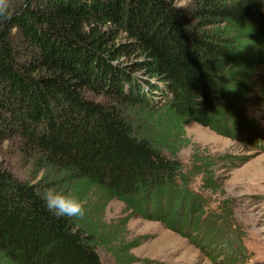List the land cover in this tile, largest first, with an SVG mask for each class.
Segmentation results:
<instances>
[{"label":"trees","instance_id":"1","mask_svg":"<svg viewBox=\"0 0 264 264\" xmlns=\"http://www.w3.org/2000/svg\"><path fill=\"white\" fill-rule=\"evenodd\" d=\"M25 2L0 25V157L16 140L34 175L0 161V264H104L103 248L134 264L142 241L126 247L105 221L114 200L203 232L223 264L249 258L180 153L191 122L229 137L257 129L248 101L264 71V0ZM53 187L85 200V215L49 213L41 194Z\"/></svg>","mask_w":264,"mask_h":264},{"label":"rangeland","instance_id":"2","mask_svg":"<svg viewBox=\"0 0 264 264\" xmlns=\"http://www.w3.org/2000/svg\"><path fill=\"white\" fill-rule=\"evenodd\" d=\"M254 81L256 90L248 106L253 108L249 115L258 119L257 129L249 135L238 131L229 137L191 122L185 128L190 144L180 155L190 173L188 177L194 181L190 185L204 191L219 212L230 216L233 230L241 233L242 245L251 259L249 262L264 264V94H259L264 90V71ZM2 154L0 161L14 168L15 175L23 179L34 175L22 158L16 140L6 143ZM204 178L211 180V189L204 188ZM132 214L124 203L114 200L105 211V221L110 227L122 230L126 247L135 240L142 241L130 250L137 258L134 264H223L219 262L220 255L213 256L215 249L211 241L205 240L203 232L190 235V229L183 233L173 231L158 218ZM124 222H127L125 226ZM100 257L104 264H122L114 253L104 248L100 250Z\"/></svg>","mask_w":264,"mask_h":264},{"label":"clouds","instance_id":"3","mask_svg":"<svg viewBox=\"0 0 264 264\" xmlns=\"http://www.w3.org/2000/svg\"><path fill=\"white\" fill-rule=\"evenodd\" d=\"M27 7L26 2L17 0H0V25L11 22L18 10ZM46 209L57 218H82L86 212V201L76 194L57 188H48L41 194Z\"/></svg>","mask_w":264,"mask_h":264},{"label":"bare ground","instance_id":"4","mask_svg":"<svg viewBox=\"0 0 264 264\" xmlns=\"http://www.w3.org/2000/svg\"><path fill=\"white\" fill-rule=\"evenodd\" d=\"M255 120V119H254ZM256 133H254V135H255ZM259 137H260V134H257ZM253 140V139H252ZM206 246V245H205Z\"/></svg>","mask_w":264,"mask_h":264}]
</instances>
